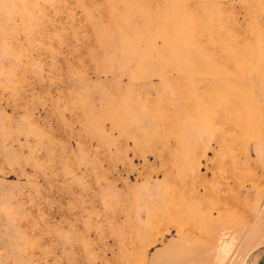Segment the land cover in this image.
<instances>
[{
  "label": "rangeland",
  "instance_id": "obj_1",
  "mask_svg": "<svg viewBox=\"0 0 264 264\" xmlns=\"http://www.w3.org/2000/svg\"><path fill=\"white\" fill-rule=\"evenodd\" d=\"M264 0H0V264H264ZM216 232L210 233V229Z\"/></svg>",
  "mask_w": 264,
  "mask_h": 264
},
{
  "label": "crops",
  "instance_id": "obj_2",
  "mask_svg": "<svg viewBox=\"0 0 264 264\" xmlns=\"http://www.w3.org/2000/svg\"><path fill=\"white\" fill-rule=\"evenodd\" d=\"M216 232V228L210 229L209 232ZM264 240V226L258 229V232L253 234L247 233L241 248L246 251L258 247ZM238 242L237 230H230L229 238L222 240L221 237H214L207 241H199L198 243L192 241L190 243L172 242L173 247H182L187 249V260L178 264H233V251L225 250V247L232 242Z\"/></svg>",
  "mask_w": 264,
  "mask_h": 264
}]
</instances>
